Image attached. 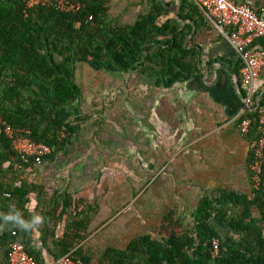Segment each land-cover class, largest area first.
Instances as JSON below:
<instances>
[{
    "label": "trees",
    "instance_id": "16d2710c",
    "mask_svg": "<svg viewBox=\"0 0 264 264\" xmlns=\"http://www.w3.org/2000/svg\"><path fill=\"white\" fill-rule=\"evenodd\" d=\"M29 1L0 0V264H11L14 243L22 244L37 264H45L44 251L54 262L69 255L82 264H264V188L252 187L249 201L246 197L232 201L239 211H219L228 228L224 237L214 226L215 202L204 198L193 225L164 211L160 232L124 243L136 212L148 217L161 204L153 199L149 181L121 182L110 198L93 200L75 199L62 188L49 194V183L42 182L45 171L58 177L78 159H68L63 168L58 164L79 142L81 127L90 122L80 109L84 92L78 69L87 66L125 85L122 92L102 101L113 106L119 100L121 112L109 123L98 118L95 129L85 132L92 137L80 145L106 134L104 128L113 123L122 129L119 140L136 145L144 98L197 75L201 49L194 40L210 22L205 12L192 0H69L79 7L70 12L51 5L30 7ZM105 104L100 102L98 111L89 112L93 118L104 112ZM244 119L251 120L246 136L250 143L260 136L259 114L245 111L238 130ZM5 126L15 135L28 132L33 143L51 148L52 154L40 163L32 158L25 162L5 135ZM115 139L102 145L126 148ZM105 154L110 162L125 157L119 156L121 150ZM131 161L125 160L130 166ZM251 162L250 151L249 179ZM126 183L133 186L130 194L122 192ZM122 211L131 214L121 226L119 217L112 219ZM214 240L219 242L217 257L211 254Z\"/></svg>",
    "mask_w": 264,
    "mask_h": 264
},
{
    "label": "crops",
    "instance_id": "0c3cea01",
    "mask_svg": "<svg viewBox=\"0 0 264 264\" xmlns=\"http://www.w3.org/2000/svg\"><path fill=\"white\" fill-rule=\"evenodd\" d=\"M235 1L264 15V0ZM257 42L261 45L256 46L264 49V39ZM194 44L201 49L197 75L169 89H157L147 101L144 98L137 117L138 143L121 150L125 156L122 162L104 163L108 167L121 164L122 183L149 181L148 186L154 187L153 199L161 203L148 217L136 212L135 224L125 235L126 243L137 235L160 232L164 211L170 212L174 219L183 218L188 226L193 225L194 212L204 198L215 202L214 226L224 237L228 228L219 211H237L232 204L238 198L251 200L250 150L246 137L238 130L243 103L237 93L240 76L235 70L240 63L232 47L210 22ZM255 93V98L264 105V61ZM125 160H132V165ZM71 167L72 164L64 169ZM117 180L113 178V185ZM42 182L46 180L43 178ZM88 183L85 189H76L73 181L62 178L52 185L53 190L47 184V191L51 194L62 188L75 199L98 198L95 189L93 195L90 193L93 182L90 186ZM252 214L259 216L257 211ZM43 258L45 264H55L45 251Z\"/></svg>",
    "mask_w": 264,
    "mask_h": 264
},
{
    "label": "built area",
    "instance_id": "2783aa9c",
    "mask_svg": "<svg viewBox=\"0 0 264 264\" xmlns=\"http://www.w3.org/2000/svg\"><path fill=\"white\" fill-rule=\"evenodd\" d=\"M192 1L205 12L210 24L226 39L241 63L237 93L243 103L242 114L245 111H256L259 114L257 132L260 136L248 143L252 153V162L249 166L250 181L253 189L259 191L264 188V105L255 98V91L264 61V49L256 46V43L264 39V15L257 14L251 7L238 4L235 0ZM35 5H51L63 12L75 11L79 8L69 0H30L28 3L30 7ZM250 127L251 120L244 119L239 129L241 136H248ZM4 132L12 140L15 151L25 162L32 158L36 163H40L43 157L52 154L51 148L33 143L28 137V132L15 135L9 126H5ZM218 253L219 242L214 240L211 254L217 257ZM9 260L11 264H37L20 243L11 246ZM55 264H82V262L66 255Z\"/></svg>",
    "mask_w": 264,
    "mask_h": 264
},
{
    "label": "rangeland",
    "instance_id": "374dc122",
    "mask_svg": "<svg viewBox=\"0 0 264 264\" xmlns=\"http://www.w3.org/2000/svg\"><path fill=\"white\" fill-rule=\"evenodd\" d=\"M77 79L84 92V102L80 109L83 115L87 116V118L89 117L90 122L88 124H84L81 127V131L79 132V142L78 141L75 142V148H73L70 151L69 156H66L63 159L59 158L60 162L58 164H60L61 168H63L62 166L64 165V162L66 163L68 159L70 161L76 159V157L78 156V159L75 160L74 163H72L71 168H68V170L65 168L66 170H64L62 174H61V170L59 171V175H57L58 176L57 179L59 180V182L60 179L62 178L73 181V187L76 186V189H80V188L85 189L87 187L86 186L87 182H89L88 185L90 184V182H93L92 191L90 192L91 195H93V190L95 189L94 191H96V194H99L98 195L99 198L100 197L103 198V196H105V198L108 199L111 197L112 190L115 187L119 186L122 182V179H120L115 181V183L117 184L114 183L113 185V178L118 179V177H121L122 170L120 163L109 167L106 164H104L108 160L107 159L108 157L106 156V154L108 153L105 154V152L106 151H109L110 153L119 152L120 154V150L123 149L115 146L116 143L115 144L113 143L114 145L111 144L110 146H107L108 148H106V145L104 144L102 145V141L105 142L111 139L113 141L116 135V139L119 142L118 144L124 143L123 146L125 147L133 146V145H129L128 141H126L128 139L119 140L121 138H117L119 137L120 134L123 133L121 127L114 124L113 122H112L113 125L109 127V129L104 128L110 134L106 132V134L105 133L101 134L95 139L92 138L93 141L90 140V144L86 145L87 147L85 145H80V143H85L89 141V139L92 137V135L90 134L87 135L85 132L93 131L95 129V127L98 124V122L96 121H99L97 120L98 118L101 120L105 119L107 123H109V121H112L113 118L115 117V115L113 114H118L119 111L121 112L120 110L122 108L121 104L123 103H121L119 100H117L115 102V105L113 106H110L109 104L108 106L102 101L105 102V100L109 99L108 97H114L120 91L122 92V89L124 90L123 86L125 87V85L123 81H113L111 78L105 75L93 72L90 68L84 65L78 69ZM100 102L103 105L105 104V106L103 107L105 110H103L104 111L103 113H100L101 115L96 113L95 117L93 118V114H90L91 113L90 111H95V112L98 111L99 110L98 105ZM109 113L111 116L110 119H109ZM110 137L112 138L110 139ZM91 143H93V145ZM122 155L123 153L120 154L119 156ZM47 172L46 171L44 172L43 178L46 180V182H49L51 184L50 189L53 190L54 187L52 185L56 182L57 179L55 180V177H52L51 174ZM112 175L113 177L111 178ZM106 178H108L107 183H106L107 181ZM153 191H154V187H152L151 192ZM122 192H126L129 194L130 192L132 193L133 186H130L129 183H126V186H123ZM102 201L103 199L100 200V203H102ZM130 214L131 213L129 212L122 211L120 214L116 215L112 220L119 217L120 219L118 220V222H120L122 226L126 223ZM125 241L126 239H124L123 242L126 243Z\"/></svg>",
    "mask_w": 264,
    "mask_h": 264
}]
</instances>
